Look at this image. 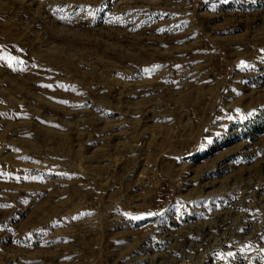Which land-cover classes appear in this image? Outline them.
I'll use <instances>...</instances> for the list:
<instances>
[{
    "label": "rangeland",
    "instance_id": "rangeland-1",
    "mask_svg": "<svg viewBox=\"0 0 264 264\" xmlns=\"http://www.w3.org/2000/svg\"><path fill=\"white\" fill-rule=\"evenodd\" d=\"M0 264H264V0H0Z\"/></svg>",
    "mask_w": 264,
    "mask_h": 264
},
{
    "label": "snow or ice",
    "instance_id": "snow-or-ice-1",
    "mask_svg": "<svg viewBox=\"0 0 264 264\" xmlns=\"http://www.w3.org/2000/svg\"><path fill=\"white\" fill-rule=\"evenodd\" d=\"M91 14V13H90ZM11 66V65H10ZM242 66H244V65H242ZM157 67H159V66H157ZM64 103H66V102H64ZM84 105H80V107H83ZM139 217H133V219H138Z\"/></svg>",
    "mask_w": 264,
    "mask_h": 264
}]
</instances>
